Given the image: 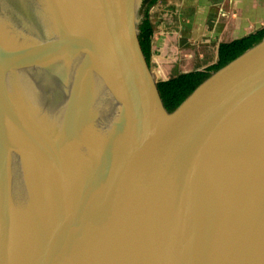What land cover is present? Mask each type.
Wrapping results in <instances>:
<instances>
[{
	"label": "water",
	"instance_id": "water-1",
	"mask_svg": "<svg viewBox=\"0 0 264 264\" xmlns=\"http://www.w3.org/2000/svg\"><path fill=\"white\" fill-rule=\"evenodd\" d=\"M144 3L0 0V264H264V34L168 107Z\"/></svg>",
	"mask_w": 264,
	"mask_h": 264
},
{
	"label": "crops",
	"instance_id": "crops-1",
	"mask_svg": "<svg viewBox=\"0 0 264 264\" xmlns=\"http://www.w3.org/2000/svg\"><path fill=\"white\" fill-rule=\"evenodd\" d=\"M150 63L159 79L208 69L218 45L264 28V0H156Z\"/></svg>",
	"mask_w": 264,
	"mask_h": 264
},
{
	"label": "trees",
	"instance_id": "trees-1",
	"mask_svg": "<svg viewBox=\"0 0 264 264\" xmlns=\"http://www.w3.org/2000/svg\"><path fill=\"white\" fill-rule=\"evenodd\" d=\"M146 5L143 10V18L140 22V41L147 57L151 52V37L153 34V24L149 16V8L156 0H144ZM264 34V28L250 32L243 36L222 41L218 45V63H223L232 58L240 51L251 45L253 42L261 38ZM205 70H191L180 72L175 76L159 79L158 86L161 95L168 107L175 105L182 97L204 76Z\"/></svg>",
	"mask_w": 264,
	"mask_h": 264
},
{
	"label": "bare ground",
	"instance_id": "bare-ground-1",
	"mask_svg": "<svg viewBox=\"0 0 264 264\" xmlns=\"http://www.w3.org/2000/svg\"><path fill=\"white\" fill-rule=\"evenodd\" d=\"M106 134H105V136H104V138H102L101 140H100V142H104V141H106L108 138H109V136H111L112 134H113V132H114V129H113V125H111V126H109L108 124H107V128H106ZM99 141V140H98Z\"/></svg>",
	"mask_w": 264,
	"mask_h": 264
},
{
	"label": "flooded vegetation",
	"instance_id": "flooded-vegetation-1",
	"mask_svg": "<svg viewBox=\"0 0 264 264\" xmlns=\"http://www.w3.org/2000/svg\"><path fill=\"white\" fill-rule=\"evenodd\" d=\"M144 2H145V1H144ZM145 5H146V2L143 4V10H144Z\"/></svg>",
	"mask_w": 264,
	"mask_h": 264
}]
</instances>
